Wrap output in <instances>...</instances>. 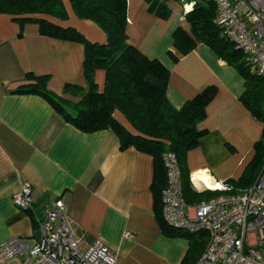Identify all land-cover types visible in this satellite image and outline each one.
Here are the masks:
<instances>
[{
  "label": "crops",
  "instance_id": "obj_1",
  "mask_svg": "<svg viewBox=\"0 0 264 264\" xmlns=\"http://www.w3.org/2000/svg\"><path fill=\"white\" fill-rule=\"evenodd\" d=\"M62 2L67 18L48 19L74 27L91 42L106 41L94 22L77 17L69 0ZM167 5L171 12L163 19L146 0H127L128 42L169 70L166 97L175 108L206 86H215L206 116L198 123L206 133L188 151L187 166L197 191L204 190L199 175L212 184H230L252 160L264 124L242 103L244 79L235 67L203 43L186 54L173 46L175 29L189 31L190 26L182 2L168 0ZM83 57L81 43L42 35L36 23L20 24L0 12V244L17 236L33 243L40 236L37 220L61 198L82 249L101 240L116 253L115 264H180L188 240L161 227L152 188L153 156L133 146L120 149L111 128L78 129L40 94L14 91L26 82L27 73L49 75L47 88L58 95L66 83L85 86ZM104 76L103 69L95 71L99 89ZM113 115L134 133L121 112ZM24 181L31 184L28 210L11 201ZM127 231L132 235L126 236Z\"/></svg>",
  "mask_w": 264,
  "mask_h": 264
},
{
  "label": "trees",
  "instance_id": "obj_2",
  "mask_svg": "<svg viewBox=\"0 0 264 264\" xmlns=\"http://www.w3.org/2000/svg\"><path fill=\"white\" fill-rule=\"evenodd\" d=\"M75 15L94 22L106 34L103 43L91 42L71 26H61L46 16L66 19L62 0H0V12L23 24L38 25L39 33L49 37L79 42L84 47L82 62L85 86L66 83L63 95L47 88L49 75L26 74V82L15 92L37 93L45 97L53 108L78 129L91 132L111 128L119 138V147L129 146L153 156L155 182L153 193L155 210L161 227L169 235L188 240V248L180 264H193L203 252L208 236L205 230L184 231L164 223L161 216V194L166 184L162 153L172 151L179 162L182 190L188 203L214 197L223 190L192 187L187 166L188 151L196 148L206 133L198 123L206 116V106L213 99L216 88L206 86L180 108L171 105L166 97L169 70L157 59L149 58L127 39V0H69ZM149 9L166 19L170 14L168 0H146ZM181 2V0H175ZM185 12L190 29L177 27L173 32V46L182 54L190 52L198 43L209 46L220 59L235 67L244 79L241 101L264 124V77L250 70L242 52L224 37L214 22L215 6L210 0H193ZM172 55V53H170ZM97 69L105 72L101 89L94 79ZM121 112L133 132L113 115ZM264 165V129L254 144V155L237 179H229L230 192L252 185Z\"/></svg>",
  "mask_w": 264,
  "mask_h": 264
},
{
  "label": "built area",
  "instance_id": "obj_3",
  "mask_svg": "<svg viewBox=\"0 0 264 264\" xmlns=\"http://www.w3.org/2000/svg\"><path fill=\"white\" fill-rule=\"evenodd\" d=\"M210 1L215 6L214 22L224 37L242 52L250 70L264 77V0ZM181 2L185 13L194 1ZM162 162L166 176L161 194L162 220L172 228L207 232L206 246L193 264H264V165L249 187L230 192L232 186L221 182L218 188L209 189L223 193L190 204L183 195L176 155L164 151ZM190 181L196 186L191 176ZM11 201L20 209H30L31 184L22 182ZM37 226L40 236L31 244L18 236L0 244V264L116 263V253L101 240L85 249L79 246L61 198L50 203ZM125 235L132 234L127 231Z\"/></svg>",
  "mask_w": 264,
  "mask_h": 264
},
{
  "label": "bare ground",
  "instance_id": "obj_4",
  "mask_svg": "<svg viewBox=\"0 0 264 264\" xmlns=\"http://www.w3.org/2000/svg\"><path fill=\"white\" fill-rule=\"evenodd\" d=\"M207 176V175H206ZM199 178L201 179V181L202 182H200V185L201 186H212V187H214V188H218V186H220V184L218 183V184H212V183H209L208 182V180H207V178L205 177V176H203V175H199ZM195 182V181H194ZM195 184H197V183H195Z\"/></svg>",
  "mask_w": 264,
  "mask_h": 264
},
{
  "label": "rangeland",
  "instance_id": "obj_5",
  "mask_svg": "<svg viewBox=\"0 0 264 264\" xmlns=\"http://www.w3.org/2000/svg\"><path fill=\"white\" fill-rule=\"evenodd\" d=\"M187 1V0H186Z\"/></svg>",
  "mask_w": 264,
  "mask_h": 264
}]
</instances>
